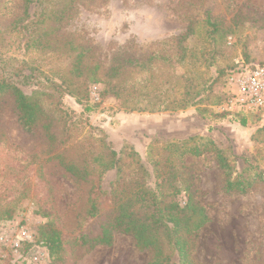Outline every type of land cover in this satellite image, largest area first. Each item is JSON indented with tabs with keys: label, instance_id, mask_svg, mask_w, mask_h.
I'll list each match as a JSON object with an SVG mask.
<instances>
[{
	"label": "rangeland",
	"instance_id": "obj_1",
	"mask_svg": "<svg viewBox=\"0 0 264 264\" xmlns=\"http://www.w3.org/2000/svg\"><path fill=\"white\" fill-rule=\"evenodd\" d=\"M6 1L8 4L4 7ZM16 14L17 9H12L9 0L1 1L0 58L3 62L17 67L18 61L23 60L47 76L59 73L67 76L71 61L68 52L71 51L65 44L71 42L74 47L89 46L85 60L90 66H101L97 76L102 81L86 82V97L82 105L70 97L64 98V103L76 115L84 106L90 108L83 116L87 120L83 134L103 138L116 152L134 150L149 172L147 159L167 156L163 149L166 144L190 136L210 137L226 155L239 158L235 164L239 169L244 167L245 159L248 164L264 171V111L248 115L247 126L241 127L232 116L218 112V104L209 107L210 112H203V107L164 112L131 110L148 95L152 96L155 84L167 88V95L172 97L178 88L177 76L186 69L190 77L204 72L198 56L204 38L202 21L206 14L221 18L227 30L215 59L217 70L233 65L237 69L240 61L247 65L264 64V0H75L66 18L48 37L47 47L33 45L31 41L30 45H24L23 39L10 32V24ZM190 24L195 34L188 43L193 54L186 66L175 64L162 69L157 64L154 72L151 69H123L109 83V86L117 88V94L104 93L106 71L114 64V55L138 59H144L151 52L174 55L175 37L183 34ZM50 25L37 26L34 23L31 28H42L43 33L49 30ZM35 33L38 35V31ZM227 77L224 76L226 81ZM23 90L29 93L31 88ZM214 90L224 96L226 82L225 85L224 82L215 84ZM258 127L263 129L257 131ZM0 134L8 143L26 153L43 146L41 136L29 134L21 128L13 98L8 95L0 98ZM6 145L3 141L0 147ZM5 153L1 148L0 163L4 164ZM49 169L51 172L45 170L53 185L55 212L65 230L77 234V217L86 204L85 191L79 193L71 180L57 173L56 166ZM29 174L33 182L35 172ZM179 174L182 181L191 185L196 201L205 208L209 218L199 231L193 252L194 263L264 264V184L257 182L243 194L225 193L223 173L209 153L186 157ZM114 178L115 171L106 172L102 188L109 190ZM32 188L9 220L0 219V228L4 224L19 223L32 235L33 244H37L40 243L39 230L46 219L38 213L33 195L44 191ZM183 201L181 197L180 203ZM30 249L25 246L18 252L24 258H19L17 253L0 248V264H30L26 258ZM45 252L46 256L39 264H48V253ZM75 255L78 258L76 264H146L149 257L147 252L136 249L132 237L124 234H116L110 246H97L89 252L77 249Z\"/></svg>",
	"mask_w": 264,
	"mask_h": 264
},
{
	"label": "trees",
	"instance_id": "obj_2",
	"mask_svg": "<svg viewBox=\"0 0 264 264\" xmlns=\"http://www.w3.org/2000/svg\"><path fill=\"white\" fill-rule=\"evenodd\" d=\"M74 2L9 0L12 9H17L10 32L23 39L24 45H30L31 41L33 45L47 47L48 37L66 18ZM7 4L8 1L4 2V7ZM31 9L34 10L31 12ZM220 19L206 14L202 21L204 38L199 46L198 59L202 61L204 72L190 77L186 69L177 76L178 88L172 97L167 95V88L155 84L152 96L148 95L131 110L164 112L203 107V112H210L209 107L221 102L223 96L215 92L214 86L220 82L225 85L224 76L235 72L236 68L233 65L225 70L216 69L215 59L227 33ZM34 23L37 26L51 25L42 33V28H31ZM194 34L190 24L183 34L175 37L174 55L151 52L144 59L114 55V64L106 71L104 93L117 94V88L109 83L123 69H151L154 72L157 64L162 69L175 64L186 66L192 59L193 52L188 43ZM65 45L71 51L68 52L71 61L67 76L59 73L50 77L35 71L23 60L18 61L16 67L0 58V98L5 95L13 98L21 128L29 134L41 136L43 142L37 151L26 153L0 134V145L3 141L7 144L0 147L6 151L5 162L0 163V219L9 220L20 201L30 195L33 186L36 191H44L42 194L34 192L33 196L38 213L46 219L39 230L38 242L48 253V264H76L77 249L89 252L97 246H110L116 234L132 237L136 249L148 253L146 264H195L193 252L198 234L209 218L205 208L196 201L191 185L181 180L179 173L184 159L209 153L223 173L225 193L243 194L257 182L264 184V171L248 164L245 159H242L244 167L239 169L235 165L239 158L226 155L210 137L190 136L166 144L163 149L167 156L147 159L149 172L134 150L116 152L103 138L83 134L87 125L83 116L90 108L83 105L82 112L76 115L64 103V98L70 97L82 105L86 82L102 81L97 76L101 66L88 65L85 59L89 46L74 47L71 42ZM23 88L31 90L26 93ZM262 111L222 115L232 116L241 127H245L248 115ZM54 166L62 178L73 182L79 193L85 191L86 204L77 217V234L66 231L55 212L53 185L47 176V171L51 172L49 168ZM33 171L35 180L32 182L29 173ZM108 171H115V178L106 191L102 188V178ZM181 197L183 204L180 203Z\"/></svg>",
	"mask_w": 264,
	"mask_h": 264
},
{
	"label": "built area",
	"instance_id": "obj_3",
	"mask_svg": "<svg viewBox=\"0 0 264 264\" xmlns=\"http://www.w3.org/2000/svg\"><path fill=\"white\" fill-rule=\"evenodd\" d=\"M237 64H240L239 68L227 77V91L216 106L217 111L226 114H249L264 110V64L247 65L243 61ZM4 227L6 229L2 230ZM1 228L0 248L9 249L17 253L19 258H24L18 252L25 246L31 247L26 257L30 264H39L41 258L46 256L41 243L33 244L32 235L19 223L4 224Z\"/></svg>",
	"mask_w": 264,
	"mask_h": 264
}]
</instances>
